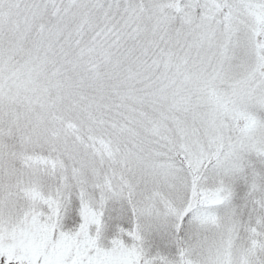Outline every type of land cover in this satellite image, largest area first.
<instances>
[{
	"label": "snow or ice",
	"instance_id": "6c2138e0",
	"mask_svg": "<svg viewBox=\"0 0 264 264\" xmlns=\"http://www.w3.org/2000/svg\"><path fill=\"white\" fill-rule=\"evenodd\" d=\"M0 264H264V0H0Z\"/></svg>",
	"mask_w": 264,
	"mask_h": 264
}]
</instances>
